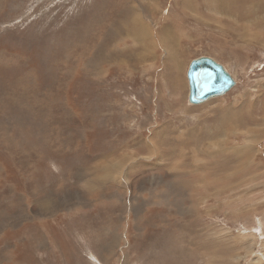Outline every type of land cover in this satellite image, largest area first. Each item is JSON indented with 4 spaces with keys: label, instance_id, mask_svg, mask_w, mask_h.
I'll use <instances>...</instances> for the list:
<instances>
[{
    "label": "rangeland",
    "instance_id": "rangeland-1",
    "mask_svg": "<svg viewBox=\"0 0 264 264\" xmlns=\"http://www.w3.org/2000/svg\"><path fill=\"white\" fill-rule=\"evenodd\" d=\"M0 264H264V0H0Z\"/></svg>",
    "mask_w": 264,
    "mask_h": 264
},
{
    "label": "water",
    "instance_id": "water-1",
    "mask_svg": "<svg viewBox=\"0 0 264 264\" xmlns=\"http://www.w3.org/2000/svg\"><path fill=\"white\" fill-rule=\"evenodd\" d=\"M188 100L202 103L211 97L225 94L236 85L232 74L221 63L208 56L192 60L186 72Z\"/></svg>",
    "mask_w": 264,
    "mask_h": 264
},
{
    "label": "bare ground",
    "instance_id": "bare-ground-1",
    "mask_svg": "<svg viewBox=\"0 0 264 264\" xmlns=\"http://www.w3.org/2000/svg\"><path fill=\"white\" fill-rule=\"evenodd\" d=\"M135 25H136V23H135ZM131 29L133 30L134 28L133 27H131ZM119 32V31H118ZM127 33H129V31L127 32ZM119 34V33H118Z\"/></svg>",
    "mask_w": 264,
    "mask_h": 264
}]
</instances>
